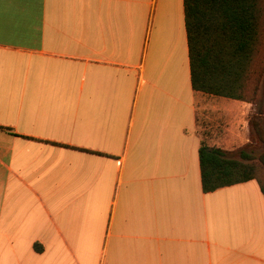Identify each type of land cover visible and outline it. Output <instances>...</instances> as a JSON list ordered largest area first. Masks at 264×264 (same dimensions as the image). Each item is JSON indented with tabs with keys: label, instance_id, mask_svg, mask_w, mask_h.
I'll return each instance as SVG.
<instances>
[{
	"label": "crops",
	"instance_id": "0c3cea01",
	"mask_svg": "<svg viewBox=\"0 0 264 264\" xmlns=\"http://www.w3.org/2000/svg\"><path fill=\"white\" fill-rule=\"evenodd\" d=\"M205 96L183 0H0V264H264L258 182L202 191L201 142H248Z\"/></svg>",
	"mask_w": 264,
	"mask_h": 264
},
{
	"label": "trees",
	"instance_id": "16d2710c",
	"mask_svg": "<svg viewBox=\"0 0 264 264\" xmlns=\"http://www.w3.org/2000/svg\"><path fill=\"white\" fill-rule=\"evenodd\" d=\"M183 10L192 90L250 103L256 88L249 98L244 90L258 43L260 0H183ZM248 123L262 139L257 119L252 117ZM237 156L201 142L203 192L256 180L264 195V184L245 161L252 155L238 150ZM258 159L264 166V152Z\"/></svg>",
	"mask_w": 264,
	"mask_h": 264
},
{
	"label": "rangeland",
	"instance_id": "374dc122",
	"mask_svg": "<svg viewBox=\"0 0 264 264\" xmlns=\"http://www.w3.org/2000/svg\"><path fill=\"white\" fill-rule=\"evenodd\" d=\"M260 8L258 43L244 90L245 96L249 98L253 94L254 87L256 88L252 101L250 103L246 102L251 105L250 112L247 115L237 113L235 118H230L227 116L226 109L231 110L233 107L223 101L229 102L233 99L203 93L207 95L205 96L207 98L203 101H198V103L220 106V112L214 113L212 110H208L205 114L206 117L199 119L197 133L204 141H213L220 137H226L233 132L239 139V143L243 141V138L247 137L248 142L242 146H236L231 153H233L235 158H238V150H243L252 155L251 159L245 161L253 166L256 178L264 184V166L258 159V156L264 152V0H260ZM240 102L244 101H239L238 103ZM252 117L259 122L262 139L258 138L256 129L248 123ZM230 128L232 131H230Z\"/></svg>",
	"mask_w": 264,
	"mask_h": 264
}]
</instances>
